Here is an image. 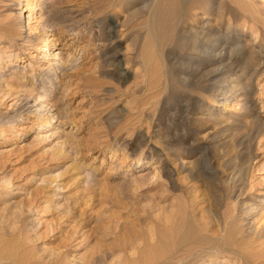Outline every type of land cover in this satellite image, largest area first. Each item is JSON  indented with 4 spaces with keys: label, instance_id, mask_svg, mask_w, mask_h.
<instances>
[{
    "label": "rangeland",
    "instance_id": "rangeland-1",
    "mask_svg": "<svg viewBox=\"0 0 264 264\" xmlns=\"http://www.w3.org/2000/svg\"><path fill=\"white\" fill-rule=\"evenodd\" d=\"M263 60L264 0H0V264H264Z\"/></svg>",
    "mask_w": 264,
    "mask_h": 264
},
{
    "label": "bare ground",
    "instance_id": "bare-ground-1",
    "mask_svg": "<svg viewBox=\"0 0 264 264\" xmlns=\"http://www.w3.org/2000/svg\"><path fill=\"white\" fill-rule=\"evenodd\" d=\"M166 1H168V0H166ZM204 9V8H203ZM199 11H200V9H198ZM202 11V10H201ZM60 12V11H59ZM159 14H164V12H163V9H159ZM188 14V13H187ZM209 14V13H208ZM59 16V15H58ZM161 17H163V16H161ZM188 17V16H187ZM58 18V17H57ZM198 19V18H197ZM59 20V19H58ZM64 20V19H63ZM203 20V19H202ZM66 21V20H65ZM161 19L160 20H156V23H159L158 24V26H161ZM210 21V19L208 20H205L204 22L205 23H208ZM63 22V21H62ZM57 23H58V21H57V19L56 18H53V17H49L47 20H46V22H45V24L43 25L44 27H55L56 25H57ZM155 23V24H156ZM178 23V22H177ZM205 23H203V25L205 24ZM42 26V25H41ZM58 26V25H57ZM98 26V25H97ZM229 26V25H228ZM59 29H61L60 31L61 32H65L67 29V25H65V27H58ZM57 28V29H58ZM173 29V28H172ZM228 29V28H227ZM189 30H191V32H192V27H190V29ZM239 30V29H238ZM59 31V30H58ZM168 33V32H167ZM55 35V34H54ZM240 35V34H239ZM225 36V35H224ZM97 37L98 38H100L101 39V37H102V34H98L97 35ZM58 38V37H57ZM52 39L53 38H51V34L49 35V34H46V37H45V40L43 41L44 42V44H45V46L46 45H48L51 41H52ZM55 39V38H54ZM232 42H234V41H232ZM70 44V43H69ZM232 45V44H231ZM66 46V45H65ZM193 46V45H192ZM63 47V46H62ZM192 49L193 50H197V51H200V48H199V46H197V45H195V46H193L192 47ZM65 50V49H64ZM81 50V49H80ZM62 48L61 49H59L58 51H56V52H54L53 53V56L54 57H58L59 56V60L58 61H60V62H58V63H62L63 65H66L65 63H68L69 62V65H67V66H64V67H58V68H60L61 70H62V72L63 71H65L66 69H67V71H68V69H69V71L70 70H72L71 68H75V66L76 65H78V64H76V61L77 60H79V59H74L73 58V56L74 55H72L71 53H69L68 54V56H67V59H64L63 57H60V54H62ZM209 54L210 55H212V52L210 51L209 52ZM216 59V58H215ZM262 60V59H261ZM53 61V60H52ZM43 62V61H42ZM45 62V61H44ZM49 62V61H48ZM262 62V61H261ZM261 62H260V64H261ZM263 62H264V60H263ZM222 63V62H221ZM61 65V64H60ZM223 68H220V67H218L217 69H216V71H214V73L215 74H223L222 72H224V70H222ZM54 70H56V69H54ZM59 70V69H58ZM61 72V73H62ZM65 73V72H64ZM67 73V72H66ZM47 74V73H46ZM49 74V73H48ZM59 74H58V72H57V70L54 72V78H55V80L57 79H59V76H58ZM62 77V76H61ZM247 77V76H246ZM48 79H52V78H50V77H48ZM247 80V79H246ZM57 82V81H56ZM40 84V83H39ZM240 86V85H239ZM66 87V86H65ZM64 87V88H65ZM243 87V86H242ZM42 88V87H41ZM67 88V87H66ZM65 88V89H66ZM228 88L229 89H233L234 88V84H229V86H228ZM67 91V90H66ZM30 92H34L33 90H31V91H29V95L31 94ZM37 92V91H36ZM217 92H218V94H221V95H223V97H225L226 98V94H227V91H222V89H217ZM63 93V92H62ZM64 96V95H63ZM50 97H46V99H45V101H44V103L48 106V109L46 108V110H44L43 108H45L42 104H40L39 106L38 105H33V107H35L34 109L36 110V111H39L40 113H43L44 112V117H43V119L41 120V121H45V120H47V119H52V118H61V117H65L66 115H64L67 111H64L63 109H61V110H63V111H60V110H58L59 108L53 103V104H51L50 103V100L51 99H49ZM60 98V97H59ZM225 98H222L220 101V103H224L225 101H226V99ZM24 99V98H23ZM22 100V99H21ZM55 102V101H54ZM28 103H29V101L28 100H23V101H21V103H20V105H19V111H23L25 108L26 109H31L32 108V105H31V107H29L28 106ZM212 109V108H211ZM218 111V110H217ZM208 117H214L215 115H216V112L215 111H209L207 114H206ZM85 116V115H84ZM88 116V115H87ZM86 117V116H85ZM202 118V117H201ZM65 124V123H64ZM159 137V136H158ZM137 160H139V158L137 159ZM143 165V164H142ZM178 169L179 170H183V169H185V166L186 165H184V162H182V161H179L178 162ZM186 170V169H185ZM172 171V170H171ZM171 171H167L165 168H162L161 169V172L162 173H164V175L166 176V177H171L172 176V172ZM155 173H156V171H153V177L155 176ZM89 176L90 175H88V178H89ZM249 208V207H248ZM247 208V209H248ZM251 208V210L253 209V207H250ZM248 211H249V209H248ZM183 226V225H182ZM185 226V225H184ZM180 227V226H179ZM174 229V228H173ZM186 230V229H185ZM185 230H184V233L183 234H185ZM174 231H175V229H174ZM178 231V230H177ZM187 231V230H186ZM181 232H183V230L181 231ZM176 234V233H175ZM163 235V234H162ZM161 235V236H162ZM165 235V234H164ZM169 235V234H168ZM160 236V237H161ZM185 237V236H184ZM167 238V237H166ZM168 238H169V236H168ZM164 239V238H163ZM162 238H161V240H163ZM158 240H160V238L158 239ZM177 240H178V238H177ZM164 241H165V239H164ZM169 241H170V239H169ZM163 242V241H162ZM163 244H166V242L165 243H163ZM170 243H168V245H169ZM175 244V243H174ZM158 245V244H157ZM160 245V244H159ZM151 246V245H150ZM166 247H168L167 245H166ZM165 247V248H166ZM158 249H159V247H157ZM161 248V247H160ZM151 250H152V248H151ZM153 251V250H152ZM161 251V250H160ZM144 252V251H143ZM147 252V250L145 251V253ZM154 252V251H153ZM152 252V253H153ZM156 252V251H155ZM154 252V253H155ZM162 252V251H161ZM144 253V254H145ZM143 254V255H144ZM162 254V253H161ZM164 254H165V250H164ZM157 255V254H156ZM160 255V254H159ZM155 256V255H154ZM161 256V255H160ZM144 257V256H143ZM148 257H149V255H148ZM147 258V257H146ZM154 258V257H153ZM152 258V259H153ZM156 258V257H155ZM151 260V259H150ZM155 260V259H154Z\"/></svg>",
    "mask_w": 264,
    "mask_h": 264
}]
</instances>
